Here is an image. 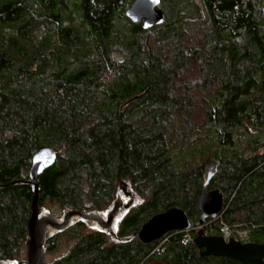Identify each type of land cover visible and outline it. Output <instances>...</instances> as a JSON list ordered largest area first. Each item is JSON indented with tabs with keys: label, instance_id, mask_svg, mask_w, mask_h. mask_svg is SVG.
<instances>
[{
	"label": "trees",
	"instance_id": "16d2710c",
	"mask_svg": "<svg viewBox=\"0 0 264 264\" xmlns=\"http://www.w3.org/2000/svg\"><path fill=\"white\" fill-rule=\"evenodd\" d=\"M134 1L0 0V263L28 240L32 189L11 183L45 147L61 152L39 177L41 207L102 213L126 182L140 201L119 237L174 207L195 225L217 167L225 210L202 234L264 243V0H161L151 30L126 16ZM65 234L77 242L56 264H239L202 255L197 231L149 245L83 224Z\"/></svg>",
	"mask_w": 264,
	"mask_h": 264
},
{
	"label": "water",
	"instance_id": "95a60500",
	"mask_svg": "<svg viewBox=\"0 0 264 264\" xmlns=\"http://www.w3.org/2000/svg\"><path fill=\"white\" fill-rule=\"evenodd\" d=\"M160 5L161 0H135L127 9L126 16L133 23H143L144 30H151L165 22V13ZM60 152L61 149L57 148L40 149L33 156L27 179L11 183L15 186L20 182L32 189L31 215L26 222L27 264H47L45 258L48 241L52 237L66 233L76 224H83L114 235L116 223L140 201V197L130 189L129 185L122 182L121 190L128 201L119 196L107 212L65 209L62 219L45 212L39 205V177L54 166ZM216 172L217 167H212L207 173L203 191L197 200L199 215L195 225L186 211L174 207L152 217L134 234V237L141 243L149 245L170 232L197 231L204 227L208 220L219 219L225 210V194L220 189L209 188ZM130 239L124 238L122 241L126 242ZM192 242L204 256L226 257L236 260L239 264H264V243H241L233 239L227 242L222 236H207L202 232H198Z\"/></svg>",
	"mask_w": 264,
	"mask_h": 264
},
{
	"label": "rangeland",
	"instance_id": "374dc122",
	"mask_svg": "<svg viewBox=\"0 0 264 264\" xmlns=\"http://www.w3.org/2000/svg\"><path fill=\"white\" fill-rule=\"evenodd\" d=\"M120 195L124 197L123 192L121 191ZM124 200V198H122ZM125 201H128L126 198ZM44 211L57 216L59 219H62L65 213V209L60 207L56 203L47 202L46 205L43 207ZM89 230H94L89 228ZM197 232H202V228H199ZM77 240L68 237L66 234L59 237L56 242L54 243V247L52 250H47L45 261L47 264H56L57 261L66 257L73 247L76 245ZM27 264V246L21 250L20 255L11 262H4L2 264ZM1 264V263H0Z\"/></svg>",
	"mask_w": 264,
	"mask_h": 264
},
{
	"label": "built area",
	"instance_id": "2783aa9c",
	"mask_svg": "<svg viewBox=\"0 0 264 264\" xmlns=\"http://www.w3.org/2000/svg\"><path fill=\"white\" fill-rule=\"evenodd\" d=\"M221 236L225 239V241H230V240H236L241 243H249L250 237L247 231L245 230H231L227 228L226 226L221 228Z\"/></svg>",
	"mask_w": 264,
	"mask_h": 264
},
{
	"label": "flooded vegetation",
	"instance_id": "af4514ba",
	"mask_svg": "<svg viewBox=\"0 0 264 264\" xmlns=\"http://www.w3.org/2000/svg\"><path fill=\"white\" fill-rule=\"evenodd\" d=\"M121 198H124V200L126 199L125 198V196L124 197H122L121 195H119ZM118 196V197H119ZM109 210V209H108ZM107 210V211H108ZM107 211H105V212H107ZM124 218V217H123ZM122 218V219H123ZM121 219V220H122ZM121 220H119L117 223H116V225H115V234L114 235H112L111 233H107V232H105V231H101V230H98V231H101V232H103V233H105V234H107L110 238H111V240L113 241V242H123V243H128V242H130L133 238H135L134 236L133 237H130V236H128V237H125V238H131L130 240H128V241H126V242H124V241H122V239H124V238H121V237H119L118 236V231H119V224H120V222H121ZM86 226V225H85ZM86 227H88V226H86ZM94 230H97V229H94Z\"/></svg>",
	"mask_w": 264,
	"mask_h": 264
}]
</instances>
